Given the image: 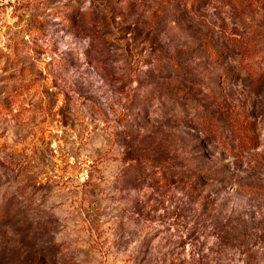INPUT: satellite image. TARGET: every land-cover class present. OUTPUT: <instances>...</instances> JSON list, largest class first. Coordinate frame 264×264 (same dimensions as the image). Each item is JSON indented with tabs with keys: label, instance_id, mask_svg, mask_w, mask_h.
Returning a JSON list of instances; mask_svg holds the SVG:
<instances>
[{
	"label": "rangeland",
	"instance_id": "obj_1",
	"mask_svg": "<svg viewBox=\"0 0 264 264\" xmlns=\"http://www.w3.org/2000/svg\"><path fill=\"white\" fill-rule=\"evenodd\" d=\"M0 264H264V0H0Z\"/></svg>",
	"mask_w": 264,
	"mask_h": 264
},
{
	"label": "trees",
	"instance_id": "obj_2",
	"mask_svg": "<svg viewBox=\"0 0 264 264\" xmlns=\"http://www.w3.org/2000/svg\"><path fill=\"white\" fill-rule=\"evenodd\" d=\"M207 53L212 57H215L217 54L215 51H211V50H207ZM171 92H175L176 93L175 95H183V94L182 91L178 88L175 89L173 88L169 90V93L166 94V98L170 102V104L173 105L175 102L173 99H171V96H173L170 94ZM159 96L160 95L158 92L153 94L152 98L155 99L156 102H159ZM188 98L190 99V97ZM156 106L157 105H153L151 108H154L153 110H160L159 113L161 115L168 112L170 113L169 109L166 108V106L165 107L163 106L164 109L163 108L159 109V107ZM219 107L222 110L223 116L228 123L227 131L231 134L232 138L242 147H254L256 145V138L253 136L255 124L248 121L245 115H242L238 111H234V109H231L228 105H225L222 101H219ZM164 117H166V115ZM123 118L126 119L125 117ZM209 123L210 124L209 127L207 128V131L208 132H214L215 130L217 131L216 124L214 122H209ZM152 165L156 167V164H152ZM164 181H165L164 177H161L159 179V182H164Z\"/></svg>",
	"mask_w": 264,
	"mask_h": 264
}]
</instances>
